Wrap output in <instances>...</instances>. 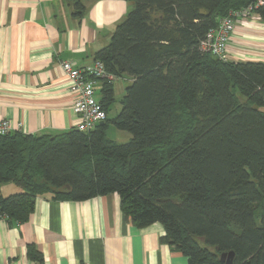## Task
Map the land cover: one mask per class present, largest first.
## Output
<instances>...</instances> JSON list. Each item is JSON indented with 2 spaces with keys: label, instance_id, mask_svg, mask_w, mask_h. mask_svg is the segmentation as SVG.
Returning a JSON list of instances; mask_svg holds the SVG:
<instances>
[{
  "label": "trees",
  "instance_id": "16d2710c",
  "mask_svg": "<svg viewBox=\"0 0 264 264\" xmlns=\"http://www.w3.org/2000/svg\"><path fill=\"white\" fill-rule=\"evenodd\" d=\"M74 15L83 0H68ZM110 43L95 53L117 78L128 75L121 110L89 131L0 135V215L22 224L38 195L83 201L117 193L142 228L188 264H264V62L230 61L202 49L220 20L255 0H130ZM258 12L264 19V6ZM109 114L115 83L102 81ZM110 125L132 134L117 142ZM32 259L43 260L35 245Z\"/></svg>",
  "mask_w": 264,
  "mask_h": 264
},
{
  "label": "crops",
  "instance_id": "0c3cea01",
  "mask_svg": "<svg viewBox=\"0 0 264 264\" xmlns=\"http://www.w3.org/2000/svg\"><path fill=\"white\" fill-rule=\"evenodd\" d=\"M83 2L86 10L77 17L68 0H0V118L10 120L13 131L54 135L75 127L71 81L61 62L93 64L133 7L130 0ZM226 57L264 62V19L240 25ZM20 190L0 183L3 195ZM163 233L160 223L132 224L117 193L83 201L38 195L27 222L0 215V264H188L161 241ZM29 245L42 261L29 257Z\"/></svg>",
  "mask_w": 264,
  "mask_h": 264
},
{
  "label": "built area",
  "instance_id": "2783aa9c",
  "mask_svg": "<svg viewBox=\"0 0 264 264\" xmlns=\"http://www.w3.org/2000/svg\"><path fill=\"white\" fill-rule=\"evenodd\" d=\"M264 6V0H255L241 9L230 12L223 17L217 28H212L202 41V49L222 57L226 56L228 44L231 41L238 25L255 24L263 20L258 12ZM61 67L71 81L70 92L74 97L73 112L77 117L75 128L80 131H89L107 119L98 86L102 81L115 82L117 77L108 72L101 60L93 64L79 67L70 60L61 62ZM13 131L10 120L0 118V135Z\"/></svg>",
  "mask_w": 264,
  "mask_h": 264
},
{
  "label": "rangeland",
  "instance_id": "374dc122",
  "mask_svg": "<svg viewBox=\"0 0 264 264\" xmlns=\"http://www.w3.org/2000/svg\"><path fill=\"white\" fill-rule=\"evenodd\" d=\"M239 26L240 25H238V27ZM225 59H227L226 56H225ZM129 81H130V77L128 75H124L123 77L117 78L115 80L114 82L115 83V103L112 106V109L109 113L110 118H114L121 110V99L123 98L125 94V87L130 83ZM107 136L117 142L125 143L131 139L132 134L128 131L118 129L114 125H110L107 131Z\"/></svg>",
  "mask_w": 264,
  "mask_h": 264
},
{
  "label": "water",
  "instance_id": "95a60500",
  "mask_svg": "<svg viewBox=\"0 0 264 264\" xmlns=\"http://www.w3.org/2000/svg\"><path fill=\"white\" fill-rule=\"evenodd\" d=\"M101 124H104V122H102ZM233 257V252H230L229 254L223 253L221 256V261L226 262V264H232Z\"/></svg>",
  "mask_w": 264,
  "mask_h": 264
}]
</instances>
